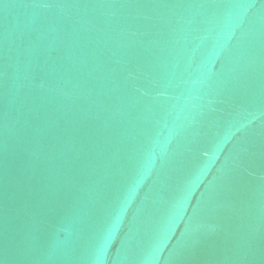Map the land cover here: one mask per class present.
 <instances>
[{"label": "water", "instance_id": "1", "mask_svg": "<svg viewBox=\"0 0 264 264\" xmlns=\"http://www.w3.org/2000/svg\"><path fill=\"white\" fill-rule=\"evenodd\" d=\"M0 264H264V0H0Z\"/></svg>", "mask_w": 264, "mask_h": 264}]
</instances>
